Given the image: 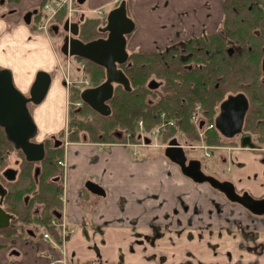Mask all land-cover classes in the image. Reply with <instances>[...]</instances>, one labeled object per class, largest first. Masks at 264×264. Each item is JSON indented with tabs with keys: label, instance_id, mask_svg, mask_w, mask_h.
Masks as SVG:
<instances>
[{
	"label": "crops",
	"instance_id": "obj_1",
	"mask_svg": "<svg viewBox=\"0 0 264 264\" xmlns=\"http://www.w3.org/2000/svg\"><path fill=\"white\" fill-rule=\"evenodd\" d=\"M26 1L37 6L42 0ZM110 1L99 0L98 6ZM125 1L127 13L131 9L136 19L129 50L154 51L180 40L187 28L209 25L214 29L220 20L219 0ZM14 21L18 20L0 21L2 43L4 37L16 34ZM49 44L47 38L24 40V49L31 52L23 53L22 60L38 55L37 59L26 69L11 70L22 91L28 89L35 72H48L52 103L56 92L64 100L66 96L63 72ZM44 50L52 56L49 67L42 57ZM56 124H50L49 131L56 130ZM134 142L65 140L60 158L65 162L61 220L70 230L63 248L69 264H263L264 234L251 233L264 231V216L227 204L212 188L184 176L164 154L132 151L151 147ZM245 173L238 176L247 179ZM88 181L101 186L105 195L87 190ZM219 202L223 206H217ZM57 245L52 238L30 245L29 263L49 264L60 258ZM5 263L7 259L0 256V264Z\"/></svg>",
	"mask_w": 264,
	"mask_h": 264
},
{
	"label": "flooded vegetation",
	"instance_id": "obj_2",
	"mask_svg": "<svg viewBox=\"0 0 264 264\" xmlns=\"http://www.w3.org/2000/svg\"><path fill=\"white\" fill-rule=\"evenodd\" d=\"M19 1L20 0H0V7L2 9L0 11V21H5L7 23V20L11 17L13 18L21 16L24 23V18H30V21L27 24L30 25L33 22L34 18H41L42 1L40 2L39 6L37 5L29 7L21 12L18 10L17 7ZM219 9L220 20L218 25L214 29H210L209 25L199 27L197 30L187 28L186 33L181 37L180 40H178L177 42H171L170 44L165 45L163 48L156 49L154 51L131 52H157L160 50H166V52L172 53L173 57L178 56V61L181 67L202 68L203 66L207 64H212V62L217 60L220 49L218 46L219 36H221L226 41V44L223 47L224 55H227L229 57H236V60L238 61H240L242 57L244 60L247 56L250 59L252 55H255L258 58L260 69V81L264 85V0H219ZM59 14L60 13L52 16V22L49 25L48 29L52 34L59 36L61 40L60 46L62 45L64 40L71 37H77L83 42H87L100 37L105 38L107 36V33L99 31L97 27L99 35L94 38H87L89 30L93 28L92 19L87 18L84 15H80L79 17H76L73 21H69L64 18L61 22L59 21V19H57ZM103 16V19H105L106 16ZM73 23L78 24V34L76 36H74L69 30L70 25H72ZM104 24H102V26H104ZM40 26L41 24L37 27L39 28ZM64 27H67L68 30H66ZM239 31H241V33H239ZM132 33L126 36L127 45ZM236 34L242 37V44L238 42L240 41V39L239 37H236ZM126 48L128 50L127 46ZM252 51L254 53H252ZM61 55L63 58H69V60H71L72 58L66 57L62 53ZM74 57L82 62V64L77 67V71L81 73L83 78L78 81H72V78L69 74H63V84L73 87L72 91H69L68 93L70 98V100L67 102L68 116L70 109V112H76L81 111V108H85V103L81 100L80 93L85 88L94 87L91 85L90 81L83 75L85 68V59L76 56ZM127 61L123 64H126ZM68 68L69 67H67V70ZM12 76L16 88H18V90H20L26 97H29V90L34 80V77L28 89L22 91L17 86L13 73ZM151 80L156 81L159 86L154 89L149 88L148 83ZM148 83L147 87L149 90H156L160 87V82L157 79L151 78ZM50 87L44 99L39 104H33L32 102H27L26 104L28 111L30 112L32 119L36 125L35 134L29 139V141L35 144L43 145L44 153L41 156L39 152H36L33 154L34 159H28L26 153L22 149L15 147L14 142L8 139L4 128L0 126V225L2 226L0 227V256L5 257L6 259L10 257H19L22 253H26L27 248L30 245L32 247L33 244H39L43 240V234L46 230L50 232L51 237H54L51 231H55L57 234L58 231H60V226L63 223L61 220L63 198V169L58 164V161L60 159H56L57 152L61 150L65 140H72L71 136L74 133V129L67 123V131L62 129L59 131V133L56 134H52L51 131H49L50 124L52 125L57 121L56 113L53 111V104L51 103V100H49V95L51 91ZM77 90H79V100L71 101L72 94L75 91L77 92ZM237 93H243L246 96L243 90H239L234 93H226L224 99H226L229 95H235ZM71 106L74 107L71 108ZM196 106H199V119L195 123L192 121L191 116L192 114L196 113ZM84 110L85 114L87 112L93 113L92 111H94H89L88 109ZM218 112L219 107L217 114ZM46 113H49L48 116L45 115ZM192 114L190 116V120L197 129L198 139L193 141V144L188 145V148H195L193 146L197 145V143H205L204 137L208 132L212 131L215 128L214 126V128L212 129L205 130V125L207 124V122L201 117V106L199 104L195 105ZM42 115L45 116L41 121L40 116L43 117ZM86 119L91 120L92 118ZM201 121H203L202 126H200ZM139 123H141L143 130L142 122H138V125ZM168 127H165L163 129H166ZM138 130L140 131V133L136 137V142L140 143L141 145H146L143 143V141L138 140V136L141 135L142 137H150L148 135L143 134L142 130ZM199 130H205L204 135L201 137L198 133ZM42 133H47V136L43 140L39 138L40 134ZM118 136H121V134L118 133ZM130 136L132 135L128 134L126 136L125 142L130 141ZM79 137V139L89 138L88 136L83 134ZM159 138L161 139V136H159ZM252 139L258 147L256 149L250 150H253L254 152L264 153V139L256 140L253 135ZM227 140L234 141L236 142V144H222L214 146L221 147L219 149H223L225 146L231 147L232 149L240 148L237 136L231 139L227 138ZM159 142V139L154 142V140L150 138V144L146 146L156 147L153 145H159ZM189 160L190 158L187 157V161ZM226 160L227 159L225 158V156L222 155V161ZM262 160L264 161V158H262ZM247 172H249V170H247ZM246 177H248L247 179L251 178L250 175ZM211 188L227 204L243 207L237 202L230 201L225 196V194L219 191L218 189H215L213 187ZM234 189L238 195H242L243 193L247 192L251 197H253L246 190L239 191L236 189V187ZM256 199H264V195ZM217 206H223V204L219 202ZM253 215L264 216V214ZM69 232L68 234H70ZM251 234H255L259 237L260 235L264 234V231H253V233ZM57 241L61 242V239L58 238Z\"/></svg>",
	"mask_w": 264,
	"mask_h": 264
},
{
	"label": "trees",
	"instance_id": "obj_3",
	"mask_svg": "<svg viewBox=\"0 0 264 264\" xmlns=\"http://www.w3.org/2000/svg\"><path fill=\"white\" fill-rule=\"evenodd\" d=\"M100 23L98 19H92L93 28L89 30L87 38L99 35L97 27ZM104 23L105 19L102 24ZM236 37H239L238 42L242 44V37L237 34ZM225 44L226 41L219 36L217 60L202 68H183L178 56L173 57L166 50L128 51L127 63L118 67L127 76L130 90L127 91L118 84L114 86L113 95L107 101L111 110L108 116L97 114L86 104L81 111L70 112V109L67 123L74 129L71 139L78 140L83 134L100 142L124 143L129 134L132 135L130 141L134 142L140 133L138 122H142V133L147 135L160 125L161 114L164 113L165 119L172 120L174 125L162 130V141L168 142L171 138L181 136L190 145L198 139L197 129L190 120L195 105L201 106L202 119L207 123L213 122L226 93L239 90L245 92L249 101L243 131L252 134L256 140L264 139V85L260 81L258 58L252 55L250 59L247 56L238 61L236 57L224 55ZM84 63L83 75L91 85L101 84L105 80L104 68L90 61L84 60ZM151 78L160 82L158 89H148L147 83ZM78 100L79 90L72 94L71 101ZM84 109L92 111L95 117L87 120L82 116L85 114ZM204 138V142L210 146L236 144L224 138L215 128ZM61 157L62 152L59 150L56 160ZM51 233L59 238L55 231Z\"/></svg>",
	"mask_w": 264,
	"mask_h": 264
},
{
	"label": "water",
	"instance_id": "obj_4",
	"mask_svg": "<svg viewBox=\"0 0 264 264\" xmlns=\"http://www.w3.org/2000/svg\"><path fill=\"white\" fill-rule=\"evenodd\" d=\"M86 0H76L77 4L83 5ZM30 17V15H29ZM26 24L30 18H24ZM68 30L67 27H64ZM70 32L78 34V24L73 23L69 27ZM135 29L134 20L127 14L126 1L122 0L119 5L110 9L105 18L104 26L99 31L107 33L105 38H96L83 42L77 37L64 40L60 46L61 53L66 57H80L97 64L105 70V80L94 87L85 88L80 93L81 100L92 110L102 116H108L111 112L107 101L112 97L114 85H121L125 90H130V83L118 65L125 63L128 59L127 38ZM264 72V63H263ZM51 83L50 74L44 70H38L26 97L13 82L12 72L8 68L0 69V126L5 130L8 139L14 142L16 148L22 149L28 159H34L33 154L44 153L42 144L29 141L34 136L36 125L27 108V102L39 104L45 97ZM156 81L151 80L148 87L157 88ZM248 99L243 93L229 95L219 105V112L214 118L216 130L224 138L238 137L239 147L256 149L258 146L253 141L252 135L243 131V122L248 110ZM203 121L200 122V126ZM138 140L144 144H150V138L141 135ZM184 145H180L176 138H171L168 145L163 148L164 156L176 164L181 173L197 184L208 183L211 187L223 192L232 202H237L252 214H264V199L251 197L247 192L238 195L235 187L230 181H219L213 176L205 174L201 170V163L197 159L187 161ZM85 187L91 193L104 196L105 192L101 186L91 181L86 182ZM0 227H2L0 225Z\"/></svg>",
	"mask_w": 264,
	"mask_h": 264
},
{
	"label": "rangeland",
	"instance_id": "obj_5",
	"mask_svg": "<svg viewBox=\"0 0 264 264\" xmlns=\"http://www.w3.org/2000/svg\"><path fill=\"white\" fill-rule=\"evenodd\" d=\"M121 0H111L110 2H107L103 5L98 6L99 0H86L83 5H78L76 0H43V2L47 5H49L50 9H41V18H34L33 22L30 25H27L23 22L21 16L13 17L16 18L18 21L13 24V28L15 29L16 34L13 35L12 33L9 35L10 37H4L6 42L1 41L2 47L0 50V69L1 68H9L17 70V68L23 67L26 69L29 64H32L33 61H36V55L33 60H22V54H28L31 52L30 48L23 47V41L29 40L39 37V39L47 38L49 41V46H51V53L52 47L55 48L57 60L60 62L58 64V69H60L63 74H69L72 78V81H78L83 76L79 71H77V67H79L82 62L80 60H77L75 57H72L71 60L67 58H63L60 53V38L59 36H56L50 32L48 29L49 25L52 22V18L47 20L46 17H50L52 12L54 11L55 14H59L57 19L62 22L64 18L67 20L73 21L76 17H79L80 15H84L87 18L90 19H98L99 22H101L98 25V28L102 26L103 18L104 16H100L94 12V10H102L103 15L107 14L108 11L114 7H116ZM26 0H20L17 4L18 10L21 12L23 10H26L29 7ZM25 4L27 6H25ZM39 6V5H38ZM0 7V11H1ZM43 16V17H42ZM106 16V15H105ZM128 16L131 17L135 22L136 19L133 16V13L131 12V9H128ZM101 17V18H100ZM12 18V17H11ZM43 25L42 28H38V25ZM1 29V25H0ZM25 31V34L23 31ZM41 41V40H40ZM42 42V41H41ZM43 44V42H42ZM39 45V44H37ZM31 47V46H29ZM41 47V46H40ZM24 49V50H23ZM131 49V47H130ZM129 50V48H128ZM42 51V50H41ZM130 51H134L133 49ZM42 57L46 59V65L49 67L51 65L52 56L47 54V50L43 51ZM30 55V54H29ZM26 61V62H24ZM29 61V62H28ZM32 62V63H31ZM58 62V63H59ZM68 64V65H67ZM57 65V64H56ZM67 67L68 70H67ZM21 69V68H20ZM37 71V70H36ZM64 81L62 80V89L65 90V100L62 98L58 92L55 93V98L53 103V111L56 113L57 116V124H56V130L52 131V134L59 133L60 130L64 129L67 131V117H68V105L63 103L62 101L68 102L70 100L69 98V91H72V86H67L63 84ZM63 104V105H62ZM79 113V112H78ZM85 116L88 119H91L92 117H95L93 113L87 112ZM49 134V133H48ZM47 136V133L40 134L39 138L41 140L45 139ZM180 145H184L185 147H189L186 143L184 137H176ZM160 142L157 144H154L153 146L156 147H149L146 148H132V151H135L138 153L144 152V153H150V154H163V148L167 146L168 142L162 141L160 139ZM198 144V143H197ZM227 145V144H224ZM209 156H206L205 150L202 148H185L186 156L190 159H197L201 163V168L203 172L207 175L216 177L219 181H231V183L234 184L237 190H246L248 191L253 197L258 198L264 195V161L262 158H264V153L261 152H254L250 149H232L231 147L225 146L223 149H208ZM236 151V152H234ZM222 155L225 156L227 159L226 161H222ZM176 168H179L176 164L172 163ZM249 170V172H247ZM239 171V172H238ZM246 173H245V172ZM240 173H245V176H251L250 179H241L238 175ZM240 178V179H239ZM200 186H207L211 188V186L208 183H201ZM237 206V205H235ZM84 224L87 226L88 220H85ZM71 227V226H69ZM47 232V231H44ZM53 241H57L58 238L53 237ZM38 244H33V246H36ZM56 247V246H55ZM65 248H67L65 246ZM57 251L60 250V248H55ZM263 255H264V251ZM42 255V254H39ZM31 254L30 250L26 251V253H22L19 257H10L7 259L8 264H30L31 262ZM262 263L264 264V256L262 259ZM7 264V263H5Z\"/></svg>",
	"mask_w": 264,
	"mask_h": 264
},
{
	"label": "built area",
	"instance_id": "obj_6",
	"mask_svg": "<svg viewBox=\"0 0 264 264\" xmlns=\"http://www.w3.org/2000/svg\"><path fill=\"white\" fill-rule=\"evenodd\" d=\"M42 8H43V9H50L49 5H47V4H45V3L42 4ZM95 11H96V13H97L98 15L103 16V12H102V10L99 9V10H94V12H95ZM54 13H55V12L53 11L52 14L50 15V17H46V19H47V20L51 19ZM69 21H70V20H69ZM42 26H43V25H41L39 28L41 29ZM67 59H69V58H67ZM198 111H199V106H196V113L192 114V116H191L192 121L195 122V123H196V122L198 121V119H199ZM172 125H173V121H172V120H166V119H165V116H164V113H162V114H161V122H160V125H159L158 127L154 128V129H152V130L150 131V133L147 134V135H148L150 138H152V139L154 140V142H156V140L159 139V136H160V134H161L162 129L165 128V127H168V126H172ZM214 126H215V125H214V122L207 123V124L205 125V130L212 129V128H214ZM138 129L142 130L141 123H139V125H138ZM205 130H201V131L199 130V131H198L200 137L204 135ZM153 144H154V143H153ZM193 147L204 149V150H205V154H206V156H209V152L207 151L208 149H219V148H221V147H217V146L206 145L205 143H200V144H197V145H195V146H193ZM58 164H59V166H61V167H64V166H65V162H64L63 160H59V161H58ZM58 226H59V225H58ZM67 233H68V232H67V230H66V228H65V226H64V223H62V225L60 226V231H59V239H61V242H58L59 245H57V246H59L60 249H61V255H62V256H61L60 258H58V259H55V260L50 261L49 264H69V263H68V260H67V258H66L65 251L63 250V248H64V242H65V239H66V235H67ZM43 238H45V239H50V234H49V233H44V234H43ZM61 245H62L63 247H61Z\"/></svg>",
	"mask_w": 264,
	"mask_h": 264
}]
</instances>
